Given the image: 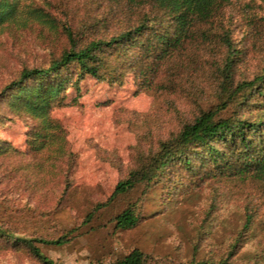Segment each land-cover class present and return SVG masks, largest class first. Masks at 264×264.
I'll use <instances>...</instances> for the list:
<instances>
[{"label": "rangeland", "instance_id": "374dc122", "mask_svg": "<svg viewBox=\"0 0 264 264\" xmlns=\"http://www.w3.org/2000/svg\"><path fill=\"white\" fill-rule=\"evenodd\" d=\"M137 8L126 0H18L0 21V264H43L16 237L40 238L34 244L59 264H109L133 249L147 264H264V181L252 174L222 173L192 152L189 165L107 202L118 181L139 177L160 142L202 112L254 117L264 109L255 94L241 106L227 97L264 69V0H219L152 66L109 56L115 82L76 81L69 66V82L39 116L5 91L21 69L46 66L69 48L67 30L79 44L109 37L135 22ZM129 205L137 223L117 228L114 217Z\"/></svg>", "mask_w": 264, "mask_h": 264}, {"label": "trees", "instance_id": "16d2710c", "mask_svg": "<svg viewBox=\"0 0 264 264\" xmlns=\"http://www.w3.org/2000/svg\"><path fill=\"white\" fill-rule=\"evenodd\" d=\"M18 0H0V21L10 18L16 12ZM138 6L135 22L129 23L109 37H97L83 44L71 37V44L46 66L23 68L16 79L4 88L13 92L16 103L34 116L43 113L49 102L58 96L68 77L63 71L73 65L76 81L85 76L97 80L115 82L119 73L112 67L109 56L122 59L132 68L148 61L149 65L178 49L190 36L192 27L210 18L219 0H126ZM135 52V53H134ZM106 53H110L106 55ZM117 60V59H116ZM31 81L32 83H26ZM4 91V92H5ZM231 103L247 104V97H260L257 104L264 108V69L249 81H242L229 91ZM240 92L245 94L236 99ZM237 108V106H236ZM239 110V109H238ZM238 110L225 117H216L210 111L202 112L191 122L185 123L173 135L163 140L150 163L137 177L135 173L116 183L107 202L115 195L125 193L137 181L147 184L164 176V169H171L176 163L190 164V155H201L202 163L209 162L222 173L234 172L252 174L264 181V109L254 117L241 116ZM200 157V158H201ZM201 163V166L204 164ZM106 202V203H107ZM106 203H98L96 208ZM138 221L133 206H127L114 217L117 228L133 227ZM3 231V230H2ZM0 229V233H2ZM43 264H59L43 255L34 241L40 238L16 237ZM43 241V240H41ZM53 242H60L55 240ZM109 264H147L142 251L133 249L122 258ZM192 264H231L225 260L197 261Z\"/></svg>", "mask_w": 264, "mask_h": 264}]
</instances>
